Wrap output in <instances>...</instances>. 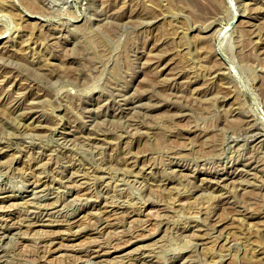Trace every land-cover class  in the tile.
<instances>
[{"label":"rangeland","instance_id":"374dc122","mask_svg":"<svg viewBox=\"0 0 264 264\" xmlns=\"http://www.w3.org/2000/svg\"><path fill=\"white\" fill-rule=\"evenodd\" d=\"M261 109L264 0H0V264H264Z\"/></svg>","mask_w":264,"mask_h":264},{"label":"water","instance_id":"95a60500","mask_svg":"<svg viewBox=\"0 0 264 264\" xmlns=\"http://www.w3.org/2000/svg\"><path fill=\"white\" fill-rule=\"evenodd\" d=\"M260 112L262 113V115H264V112L262 111V109L260 110Z\"/></svg>","mask_w":264,"mask_h":264},{"label":"bare ground","instance_id":"6f19581e","mask_svg":"<svg viewBox=\"0 0 264 264\" xmlns=\"http://www.w3.org/2000/svg\"><path fill=\"white\" fill-rule=\"evenodd\" d=\"M234 18V17H233ZM221 37H222V35H221ZM228 58V57H227ZM257 107H259V106H257ZM263 116V115H262ZM40 221V220H39ZM50 225V224H49ZM69 248V247H68Z\"/></svg>","mask_w":264,"mask_h":264}]
</instances>
